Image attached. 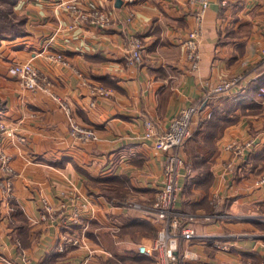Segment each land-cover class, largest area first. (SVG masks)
<instances>
[{
	"label": "crops",
	"instance_id": "0c3cea01",
	"mask_svg": "<svg viewBox=\"0 0 264 264\" xmlns=\"http://www.w3.org/2000/svg\"><path fill=\"white\" fill-rule=\"evenodd\" d=\"M219 1L205 14L198 70L184 43L198 8L189 0H76L110 13L106 28L57 0L15 4L25 34L0 42V119L14 130L2 142L13 173L0 162V264H159L140 251L157 239L158 223L122 205L152 203L163 184L167 155L143 138L144 121L166 130L210 87L239 74L229 95L201 108L186 145L192 140L195 150L183 151L181 222L211 237L180 239L174 264H264V0ZM132 37L143 40L138 65L125 62ZM27 61L45 88L29 91L10 74ZM68 112L98 139L73 138ZM253 137L255 150L234 161L226 144ZM64 233L83 244L60 251Z\"/></svg>",
	"mask_w": 264,
	"mask_h": 264
},
{
	"label": "built area",
	"instance_id": "2783aa9c",
	"mask_svg": "<svg viewBox=\"0 0 264 264\" xmlns=\"http://www.w3.org/2000/svg\"><path fill=\"white\" fill-rule=\"evenodd\" d=\"M60 5L66 7L71 13L83 21H88L97 27H109L113 21L110 13L103 9H81L75 3L76 0H57ZM197 5L195 13V25L189 30L185 39V49L187 61L192 70H198L201 60V43L204 29L205 14L210 6L211 0H189ZM222 6L227 5L228 0L219 1ZM264 58V47L262 48ZM144 45L140 37H132L127 46L125 62L127 65H138L143 60ZM58 60H64L63 55H57ZM10 74L18 77L29 91H37L45 88L42 73L29 61L14 63L10 68ZM242 74L232 78L224 79L210 87L204 99L197 104H191L183 108L171 121L168 129L158 130L151 119L144 121L143 138L153 143L154 147L166 152V161L163 168V184L157 191L152 203L143 205L136 201L127 199L122 201V205L131 209L144 210L159 225L157 239L151 247L140 246V251L147 254H157L159 264H174L178 258V247L180 239L192 240L198 238L211 237L199 234L192 226H183L180 214L177 209V202L180 197L182 185L180 179L183 175L182 168L186 163L183 151L187 141L193 133V124L199 118L201 108L213 95H229L235 86L244 80ZM97 93L108 95V89L100 87ZM260 93L264 95V85L260 88ZM69 133L80 141L97 140L98 136L93 128L79 124L68 112ZM14 130L11 129L3 119H0V162L6 173H13L10 162L11 157L2 147L3 139L12 136ZM256 138L246 141L233 140L226 144L225 148L234 156V161L241 158L246 151L256 148ZM232 168V165H230ZM264 181V178L262 179ZM11 179L7 180V188L10 190ZM11 193V191H9ZM74 205L78 202L77 197L72 198ZM87 204H84L85 206ZM46 211L51 213L52 207L46 206ZM78 215V210L75 211ZM87 224L84 225L86 229ZM83 244V236L77 234L64 233L60 251H68ZM219 246V245H218ZM225 248V246H219ZM188 253H186V256Z\"/></svg>",
	"mask_w": 264,
	"mask_h": 264
},
{
	"label": "trees",
	"instance_id": "16d2710c",
	"mask_svg": "<svg viewBox=\"0 0 264 264\" xmlns=\"http://www.w3.org/2000/svg\"><path fill=\"white\" fill-rule=\"evenodd\" d=\"M18 1L0 0L2 4L0 6V42L8 37H17L25 34L24 19L17 16L14 11V6ZM179 248H181V243H179Z\"/></svg>",
	"mask_w": 264,
	"mask_h": 264
},
{
	"label": "rangeland",
	"instance_id": "374dc122",
	"mask_svg": "<svg viewBox=\"0 0 264 264\" xmlns=\"http://www.w3.org/2000/svg\"><path fill=\"white\" fill-rule=\"evenodd\" d=\"M0 6H2V4L0 3ZM197 133V132H196ZM195 133V131L192 133V136L190 137V139H193V138H195L196 139V134ZM193 137V138H192ZM189 139V140H190ZM194 144H193V142H192V140L189 142V145H188V147H187V151L186 152H188V153H193V151L195 150L194 149V146H193ZM194 149V150H193ZM198 159L197 158H194V160L192 161V163L194 164V166L196 167V166H199V167H201V166H203L202 164H201V162L199 161H197ZM126 200H127V198H126Z\"/></svg>",
	"mask_w": 264,
	"mask_h": 264
},
{
	"label": "water",
	"instance_id": "95a60500",
	"mask_svg": "<svg viewBox=\"0 0 264 264\" xmlns=\"http://www.w3.org/2000/svg\"><path fill=\"white\" fill-rule=\"evenodd\" d=\"M122 0H117V5H120Z\"/></svg>",
	"mask_w": 264,
	"mask_h": 264
}]
</instances>
